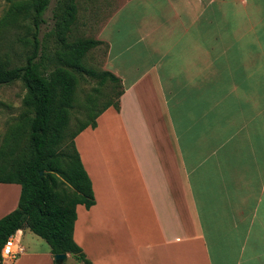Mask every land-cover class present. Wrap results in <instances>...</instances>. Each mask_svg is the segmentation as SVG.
<instances>
[{
    "label": "crops",
    "instance_id": "obj_1",
    "mask_svg": "<svg viewBox=\"0 0 264 264\" xmlns=\"http://www.w3.org/2000/svg\"><path fill=\"white\" fill-rule=\"evenodd\" d=\"M95 38L124 93L75 139L96 199L75 241L94 264H264V0H124ZM21 191L0 183V219ZM30 232L2 264H55Z\"/></svg>",
    "mask_w": 264,
    "mask_h": 264
},
{
    "label": "trees",
    "instance_id": "obj_2",
    "mask_svg": "<svg viewBox=\"0 0 264 264\" xmlns=\"http://www.w3.org/2000/svg\"><path fill=\"white\" fill-rule=\"evenodd\" d=\"M51 1L14 0L1 20L7 30L26 29L23 41L29 51L21 64L0 58V86L20 80L27 88L21 125L0 151V183L22 187L18 207L0 219V264L2 248L19 229L43 238L54 255L68 253L83 264H94L74 239L77 206L90 208L96 203L75 139L87 127L95 128L97 118L109 107L120 110L124 87L111 71L88 63L90 51L102 45L108 49L106 42L72 35L82 0H58L54 26L41 37ZM84 78L97 82L82 105L90 119L70 132ZM108 84L116 99L101 104Z\"/></svg>",
    "mask_w": 264,
    "mask_h": 264
},
{
    "label": "rangeland",
    "instance_id": "obj_3",
    "mask_svg": "<svg viewBox=\"0 0 264 264\" xmlns=\"http://www.w3.org/2000/svg\"><path fill=\"white\" fill-rule=\"evenodd\" d=\"M14 0H0V58H9L12 64L24 62L25 53L29 47L23 41L27 36L26 29L7 30L1 26V20ZM58 0H52L49 8L45 12L46 22L41 26V37L54 26L53 10ZM124 0H82L79 4L78 19L73 28V37H95L96 33L106 24L109 17ZM88 63L100 69L104 67L107 47L102 45L90 51ZM97 86V82L91 79H82L77 92V105L72 109L70 122V132L77 129L82 121H88L90 116L82 106L92 89ZM105 94L101 97L100 103L107 100L116 99V91L111 88V84L103 87ZM27 93V88L20 80L11 84L0 86V151L5 148V144L10 136L21 125V115L24 110L23 100ZM23 147V144H21ZM20 147V148H21ZM28 234V233H27ZM24 238L23 244L35 243L37 240L42 246L48 243L41 237L30 232ZM34 236L33 239L31 238ZM38 244V243H36ZM6 258V256H4ZM65 264H83L72 255L64 260Z\"/></svg>",
    "mask_w": 264,
    "mask_h": 264
},
{
    "label": "built area",
    "instance_id": "obj_4",
    "mask_svg": "<svg viewBox=\"0 0 264 264\" xmlns=\"http://www.w3.org/2000/svg\"><path fill=\"white\" fill-rule=\"evenodd\" d=\"M20 252V247H16L15 235H11L2 248V255L9 258H16Z\"/></svg>",
    "mask_w": 264,
    "mask_h": 264
},
{
    "label": "water",
    "instance_id": "obj_5",
    "mask_svg": "<svg viewBox=\"0 0 264 264\" xmlns=\"http://www.w3.org/2000/svg\"><path fill=\"white\" fill-rule=\"evenodd\" d=\"M41 174H43V171H41ZM67 254L68 253H63V254H56L55 255V259L56 261H58L59 263L66 260L67 259Z\"/></svg>",
    "mask_w": 264,
    "mask_h": 264
}]
</instances>
